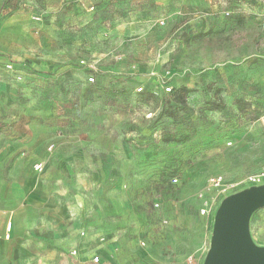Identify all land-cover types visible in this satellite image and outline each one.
I'll return each mask as SVG.
<instances>
[{
	"label": "rangeland",
	"instance_id": "374dc122",
	"mask_svg": "<svg viewBox=\"0 0 264 264\" xmlns=\"http://www.w3.org/2000/svg\"><path fill=\"white\" fill-rule=\"evenodd\" d=\"M73 160L90 183L81 215L202 264L214 215L264 166V0H0V207L36 184L34 165ZM217 175L236 190L207 193ZM248 236L264 248V206Z\"/></svg>",
	"mask_w": 264,
	"mask_h": 264
},
{
	"label": "crops",
	"instance_id": "0c3cea01",
	"mask_svg": "<svg viewBox=\"0 0 264 264\" xmlns=\"http://www.w3.org/2000/svg\"><path fill=\"white\" fill-rule=\"evenodd\" d=\"M75 161L67 166L43 164L41 172L33 171L40 181L24 191L16 208L0 207V264H92L95 257L98 264H184L190 255L201 260L194 253L184 259L167 253L163 246L148 243L137 230L131 235L138 244H126L128 229L108 232L102 215H95V223L90 216L81 215L76 205L91 200L77 196V190L83 191L85 184L89 188L90 183L80 179L86 169ZM48 168L57 175L49 178Z\"/></svg>",
	"mask_w": 264,
	"mask_h": 264
},
{
	"label": "water",
	"instance_id": "95a60500",
	"mask_svg": "<svg viewBox=\"0 0 264 264\" xmlns=\"http://www.w3.org/2000/svg\"><path fill=\"white\" fill-rule=\"evenodd\" d=\"M252 186L226 198L214 215L211 245L202 264H264V248L248 236L251 213L264 206V185Z\"/></svg>",
	"mask_w": 264,
	"mask_h": 264
},
{
	"label": "built area",
	"instance_id": "2783aa9c",
	"mask_svg": "<svg viewBox=\"0 0 264 264\" xmlns=\"http://www.w3.org/2000/svg\"><path fill=\"white\" fill-rule=\"evenodd\" d=\"M81 65L85 66L84 65V62H81ZM87 68L89 70H94L95 68L91 67V66H87ZM132 70L134 71L135 70V67H132ZM89 82H93V78H89L88 79ZM170 88L169 87H165L164 88V91L165 92H170ZM142 91V88L139 87L137 89V92H141ZM35 171H39L41 170V164H38V165H35L34 167ZM262 181H264V166L263 168L261 169V171L258 173V174H255V175H251L250 177H248L246 179V183L247 184H259L261 183ZM171 184L172 185H177L178 184V180L177 178H173L171 180ZM238 184L237 183H234V182H231V181H226L222 176H213V177H210L208 180H207V183H206V192H215L217 193L219 196H226L227 194H229L230 192L236 190ZM208 202L207 201H204L203 202V208L202 210L200 211V215H208L209 211V207H208ZM155 208H158V204H155ZM6 231L9 232L10 231V224H7L6 226ZM6 237H8V235H6ZM75 251H72L71 252V255H75ZM99 262V259L98 258H93L92 259V264H98ZM184 264H198V262L196 261L195 257L193 255H190L187 257V259L185 260Z\"/></svg>",
	"mask_w": 264,
	"mask_h": 264
},
{
	"label": "trees",
	"instance_id": "16d2710c",
	"mask_svg": "<svg viewBox=\"0 0 264 264\" xmlns=\"http://www.w3.org/2000/svg\"><path fill=\"white\" fill-rule=\"evenodd\" d=\"M4 58L10 60V57L4 56ZM12 63H16V61H13ZM29 68H30V71H31L32 73L37 74V75H47V76H52V77L55 76V73L43 72V71H41V70H40L37 66H35V65H29ZM90 71H93V70H90ZM170 91H171V90H170ZM190 92H191V91L188 90L187 88H185V87H180V88L174 89V90L172 91V93H171L170 96L172 97V99H173L175 102H177V103H179V104L185 106V105H186L187 96L189 95ZM142 93H143V92H142ZM222 106H223V105H222L221 103H218V105L213 106V107L211 108V110L221 109V108H223ZM168 140L172 141V140H174V139H168ZM174 178H176V177H174ZM172 179H173V177L169 179V184H170L171 186H177V185H172V184H171V180H172Z\"/></svg>",
	"mask_w": 264,
	"mask_h": 264
}]
</instances>
